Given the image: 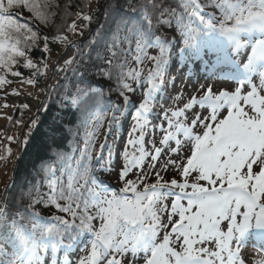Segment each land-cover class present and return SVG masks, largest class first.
<instances>
[{
  "label": "snow or ice",
  "instance_id": "1",
  "mask_svg": "<svg viewBox=\"0 0 264 264\" xmlns=\"http://www.w3.org/2000/svg\"><path fill=\"white\" fill-rule=\"evenodd\" d=\"M101 8L95 36L106 27L111 38L93 58L95 37L68 34L83 36ZM50 41L65 46L52 66L60 111L50 155L0 192V264H264V0H96L92 11L0 0V91L22 70L39 83L32 57ZM194 62L235 86L193 85L157 112L172 66Z\"/></svg>",
  "mask_w": 264,
  "mask_h": 264
},
{
  "label": "trees",
  "instance_id": "2",
  "mask_svg": "<svg viewBox=\"0 0 264 264\" xmlns=\"http://www.w3.org/2000/svg\"><path fill=\"white\" fill-rule=\"evenodd\" d=\"M63 2H65V0H61V3ZM83 2L86 5V10L92 11V8L96 3V0H83ZM99 3L103 5L104 0H99ZM22 15L26 16L27 12L23 11ZM60 22L61 21L59 20V18H57L56 23L59 24ZM101 24H105L102 8L100 9L99 12L95 13L91 25L89 26L88 29L85 30L83 36L68 34L71 39L77 41H83L85 43L87 42V40L95 37V39L98 40L100 43L97 50L91 53L93 58L96 57L97 52L103 53L105 43L110 41L111 38L110 35L107 34L106 27L101 28V36L98 37L95 36V30L98 27H100ZM44 31L51 34H55V25H53L51 28H45ZM169 38L170 39L172 38L171 33H169ZM61 45L63 44H60L59 42L50 41V49L53 52L54 51L57 52ZM40 47L41 48L43 47L42 43L40 44ZM81 47H83V44L81 45ZM70 52L71 55L69 57H71L76 52V49L70 47L67 56L68 54H70ZM47 55L48 53H45L43 56H41L40 52L37 51L36 54L32 57L33 62L34 63L42 62V61L44 62L48 58ZM60 64H63V62ZM44 75L45 72H43L42 77ZM48 75L49 78L46 84L48 85V87L44 86V88L42 89L39 97V102L31 112V114H29V111L26 106L16 105L13 107L10 114L6 116L4 123L0 125V137H1L0 155L6 156V159H1V160L4 163L10 164L7 168L0 170V178L3 176V174L9 175L7 177L6 182L3 185L0 182V188L2 191L4 190L5 185L8 183H11L13 185V191H18L19 186L21 184H26L27 180L31 178L30 174L33 172V165H38L40 162V158L47 157L48 155H50V152L46 149V144L50 143L49 140L50 125L52 123L53 116L58 114L60 111L58 104L59 97L57 94L52 93L51 88L52 86L57 84V82L60 80V76L59 75L52 76V69L50 70ZM69 75H71V73H69ZM29 76H30V70H22V75L19 77L28 79ZM10 77L12 76H8L7 79L10 80ZM42 77L40 78L39 83L41 82ZM90 78L93 80L97 79L95 76H92ZM33 79L35 78L33 77ZM39 83L31 84V86L38 85ZM27 85L30 86V84L28 83ZM4 88L5 87L3 86V89ZM138 93L139 92H137V94L132 97L133 100H136L135 98L138 95ZM2 95H3L2 91H0V98L2 97ZM112 99L113 100L117 99L115 94H113ZM120 102L122 103V100ZM129 107L131 108V106ZM64 111L66 112L67 110ZM7 117L13 118L10 127ZM65 119L67 120L72 118L66 116ZM17 120L20 121L19 124L16 123ZM33 120L36 121V124L34 126L31 125V122ZM5 132H7L8 135L14 136L16 139H14L12 142L5 141L3 139V135ZM25 134H27L26 142H25ZM68 139H71V137L69 136ZM101 141H102V137H101ZM109 143H113L112 137H109ZM67 145H68V141L65 140L62 145V149L65 151H70ZM96 147L97 148L99 147V143H97ZM5 148L11 149L10 154L5 152ZM42 214L50 215L51 213L43 212Z\"/></svg>",
  "mask_w": 264,
  "mask_h": 264
},
{
  "label": "rangeland",
  "instance_id": "3",
  "mask_svg": "<svg viewBox=\"0 0 264 264\" xmlns=\"http://www.w3.org/2000/svg\"><path fill=\"white\" fill-rule=\"evenodd\" d=\"M65 46L61 45L59 50L57 52H53L52 50L50 51V53H48V58L46 59V61L42 62H36V64L41 68V70H43V72H45V75L42 77L41 82L38 85H30L28 86L26 82H22V81H26V78L23 77H10V80L12 81L11 84H6V86L4 85V89L2 90V97L0 98V125H2L6 119V116L10 114V112L12 111L13 107L16 105H23L26 106L29 114H31V112L33 111V109L36 107L37 103L39 102V97H40V93L42 91V89L44 88V86H46L47 84V80L49 78L48 73L50 72V70L52 69V66L54 64V62L57 59V53L60 52L61 49H63ZM67 53H69V48L67 49ZM71 55L68 54V56H64L63 59H67L69 56ZM63 59H61L59 61V63L63 62ZM44 63H46L48 65V68L46 70H44ZM172 71H174V68L172 66L171 68V75L176 76V84L173 87V85L169 84L167 89V93H166V99L162 100L160 102L159 105V109L158 112L160 111L161 107H169V105H171V99L169 98V96H176L179 95L181 90H183V94L185 99L188 98L190 93H193L194 89H193V85H195L197 88L199 87V85L201 84H211L214 87V90H218L220 88H224V87H234V84L231 83H225L220 79H216V78H203V77H198L196 79H186L183 80L181 79V71H179L178 69H175V72L173 73ZM48 72V73H47ZM182 85H184L183 89H182ZM15 91L16 93H18L17 95H12L11 93ZM9 93L8 95H5L4 93ZM164 96V94H163ZM140 98V93H138V95L136 96V100L138 101ZM7 104L8 107H4V105ZM155 123H158V121H154ZM131 126V119L130 117L123 123L122 126V133L121 135H123L126 138V134L127 131L130 129ZM1 138V137H0ZM156 139H159V136L156 137ZM120 144V147L122 148L123 146V142L119 141L117 142ZM10 164L9 163H4L1 159H0V170L7 168ZM9 175L8 174H3V176L0 178V182L3 185L6 180L7 177ZM103 179L105 180H109V176L108 174H103L102 176ZM111 183L115 184V179H111ZM1 188H0V192H1ZM72 259H75V257H72Z\"/></svg>",
  "mask_w": 264,
  "mask_h": 264
}]
</instances>
